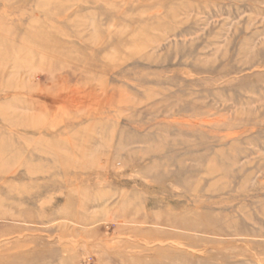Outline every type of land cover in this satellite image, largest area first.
Masks as SVG:
<instances>
[{
	"label": "rangeland",
	"instance_id": "1",
	"mask_svg": "<svg viewBox=\"0 0 264 264\" xmlns=\"http://www.w3.org/2000/svg\"><path fill=\"white\" fill-rule=\"evenodd\" d=\"M0 159V264H264V0H0Z\"/></svg>",
	"mask_w": 264,
	"mask_h": 264
},
{
	"label": "bare ground",
	"instance_id": "2",
	"mask_svg": "<svg viewBox=\"0 0 264 264\" xmlns=\"http://www.w3.org/2000/svg\"><path fill=\"white\" fill-rule=\"evenodd\" d=\"M105 122V121H104ZM1 160V159H0Z\"/></svg>",
	"mask_w": 264,
	"mask_h": 264
}]
</instances>
